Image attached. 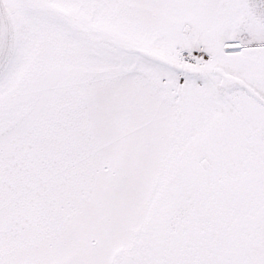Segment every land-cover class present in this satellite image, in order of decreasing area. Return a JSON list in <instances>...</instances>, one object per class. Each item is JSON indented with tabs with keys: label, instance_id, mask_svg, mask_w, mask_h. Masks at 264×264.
Masks as SVG:
<instances>
[{
	"label": "snow or ice",
	"instance_id": "snow-or-ice-1",
	"mask_svg": "<svg viewBox=\"0 0 264 264\" xmlns=\"http://www.w3.org/2000/svg\"><path fill=\"white\" fill-rule=\"evenodd\" d=\"M0 264H264V0H0Z\"/></svg>",
	"mask_w": 264,
	"mask_h": 264
}]
</instances>
